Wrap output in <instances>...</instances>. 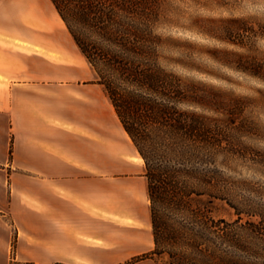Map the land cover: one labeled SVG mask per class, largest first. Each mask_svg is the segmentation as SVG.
I'll return each mask as SVG.
<instances>
[{"label":"trees","instance_id":"16d2710c","mask_svg":"<svg viewBox=\"0 0 264 264\" xmlns=\"http://www.w3.org/2000/svg\"><path fill=\"white\" fill-rule=\"evenodd\" d=\"M171 1L53 0L145 162L155 246L131 262L264 264V193L233 174L264 172V149L248 140L264 139L258 100L173 68L203 70L167 53L177 40L161 26L180 22ZM189 2L229 12L189 25L218 43L213 59L264 81V22L234 15L230 0Z\"/></svg>","mask_w":264,"mask_h":264},{"label":"crops","instance_id":"0c3cea01","mask_svg":"<svg viewBox=\"0 0 264 264\" xmlns=\"http://www.w3.org/2000/svg\"><path fill=\"white\" fill-rule=\"evenodd\" d=\"M155 246L146 166L53 0H0V264Z\"/></svg>","mask_w":264,"mask_h":264},{"label":"rangeland","instance_id":"374dc122","mask_svg":"<svg viewBox=\"0 0 264 264\" xmlns=\"http://www.w3.org/2000/svg\"><path fill=\"white\" fill-rule=\"evenodd\" d=\"M230 1L233 3L231 10L234 15L248 18L253 17L264 22V0ZM171 3L173 9L172 17L178 19L180 22H173L161 26V30L165 34H170L177 40L174 47L167 53L174 56L182 55L193 61L195 65H198L203 70L199 71L196 68H186L180 65H175L173 68L182 74L196 76L219 87L231 89L238 94L257 98L258 105L253 107L252 112L264 127V81L235 71L213 59L210 47L218 43L199 33L189 25L191 19L196 15L219 16L227 15L229 12L219 6L210 9L203 5H195L190 3L189 0H172ZM257 47L264 53V39L258 40ZM248 140L255 146L264 149V139L254 138ZM233 174L237 180L252 183V185L264 193V172L255 171L242 164L237 167V170ZM243 182L240 185H243ZM243 187L247 186L245 185ZM218 211L228 217L235 216L225 203L219 204Z\"/></svg>","mask_w":264,"mask_h":264}]
</instances>
